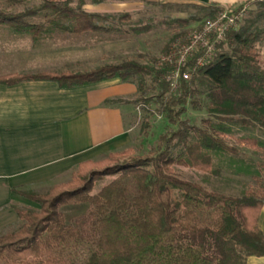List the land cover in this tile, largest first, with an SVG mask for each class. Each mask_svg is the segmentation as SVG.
<instances>
[{
	"label": "trees",
	"instance_id": "obj_1",
	"mask_svg": "<svg viewBox=\"0 0 264 264\" xmlns=\"http://www.w3.org/2000/svg\"><path fill=\"white\" fill-rule=\"evenodd\" d=\"M32 1L39 3L29 5ZM88 3L0 0V25L15 26L34 40L52 29L72 35L119 37L154 29L143 22L124 29L133 21L132 15L88 13ZM252 5L257 7L249 13L254 20L229 33L227 41L202 65L197 64L198 55L190 60L182 73L192 70V79L181 78L175 91L167 81L172 67L158 59L143 62L132 58L84 72L0 77L1 85L49 81L62 89L120 79L138 89L137 97L126 103L142 105L147 114L143 134H148L155 116L169 125L158 137L154 152L143 156H135L132 149L112 153L79 164L68 182L45 193L15 191L39 209L16 208L20 226L14 232L0 233V264H246L250 257H264V235L258 226L264 176L254 177L257 185L243 195L231 196L184 180L174 171L180 166L215 175L212 152L239 155V149L227 140L231 126L264 129V67L257 50L264 42V29L258 25L264 22V1L240 7ZM222 10L202 12L211 19ZM199 20L175 19L162 25L185 28ZM202 96L210 101V118L197 126L184 116L189 105L201 110ZM239 142L264 153L257 139ZM125 156L130 159L124 160ZM260 168L264 170V163ZM106 177L113 179L103 189L106 205H99L93 191ZM77 204H88L90 209L85 227L75 231L61 208Z\"/></svg>",
	"mask_w": 264,
	"mask_h": 264
},
{
	"label": "crops",
	"instance_id": "obj_2",
	"mask_svg": "<svg viewBox=\"0 0 264 264\" xmlns=\"http://www.w3.org/2000/svg\"><path fill=\"white\" fill-rule=\"evenodd\" d=\"M89 0L92 14H130L138 2H154L170 12L176 3L198 10L238 8L254 0ZM134 13V12H132ZM132 15V14H130ZM169 15V14H168ZM167 16V15H166ZM205 18V19H204ZM112 35H72L56 29L37 40L15 26L0 25V77L11 74L84 72L126 60L113 56ZM116 42V43H115ZM126 54V53H125ZM135 85L120 79L62 89L58 83L29 81L0 84V233L15 226L16 208L39 206L15 191L47 192L59 180L72 176L79 164L129 150L133 144L132 120L137 108ZM264 235V204L258 220ZM246 264H264L250 257Z\"/></svg>",
	"mask_w": 264,
	"mask_h": 264
},
{
	"label": "rangeland",
	"instance_id": "obj_3",
	"mask_svg": "<svg viewBox=\"0 0 264 264\" xmlns=\"http://www.w3.org/2000/svg\"><path fill=\"white\" fill-rule=\"evenodd\" d=\"M38 3L39 1H32L28 4L34 5ZM138 4V8L131 10L130 13L132 14L133 21L130 25H126L124 29H129L132 26L137 25L139 22L150 24L154 29L148 34L121 37V40H118V46L113 45V56L118 57L120 55H125L127 57L126 60L133 58L141 59L143 62H150L154 59L160 61V59L168 52L169 47L173 42L183 38L192 28L198 26L192 25L190 27L181 28L178 25H162L163 21L172 22L175 19H187L200 15L198 10L188 7L185 3H176L174 7H170V12L168 13L165 10H162V8L154 6V2L143 1L138 2ZM256 8L255 5L249 7L248 15L244 18L242 24L249 25V22L254 20L253 15H250L249 13L256 10ZM99 15L103 16L109 14L103 13ZM262 23L258 25L260 26L259 28L264 29V22ZM256 27L257 26H254V28ZM112 37L119 38L117 35H112ZM166 50L167 52L165 53ZM257 50L260 53V60L264 67V42L257 45ZM200 101L202 104L201 110H194L193 107L189 105L188 112L184 116V119L190 120L197 126H202V121L210 118L208 113V107L210 105L209 99L206 96H202L200 97ZM136 108L137 115L132 120V123L134 124L133 144L129 149L134 151L135 156H143L156 150L158 137L167 131L169 125L163 117L155 116L151 119L148 134H143L142 127L147 114L143 111L142 105L136 106ZM151 108L152 110H155L156 105L152 104ZM214 122L217 123L215 119ZM231 127L232 132L227 137V140L230 145L239 149V155L212 152L211 155L214 166L217 170L215 175H209L201 171L175 166L174 171L176 175L184 180L197 182L209 190L218 191L231 196H241L246 190L255 187L257 184L254 181V177L260 175L264 176V170H261L260 168V164L264 163V153L250 147L249 145H242L239 141L244 138H254L259 140L261 146L264 147V129L258 126L242 128L239 125H233ZM107 156L108 155L89 161H99ZM123 159H130V157L125 156ZM76 169L71 173L72 175ZM71 177L72 176L70 175L66 178L60 179L58 183H66ZM112 179L113 178L111 177H106L96 185L93 195L96 197V203L99 205H106L102 196L103 189L112 181ZM23 209H38V207ZM89 209L90 205L88 204H77L61 208V213L66 218L68 225H70L73 230L77 231L82 230L85 227L88 221ZM19 226L20 223L16 224L11 227L8 232L16 231Z\"/></svg>",
	"mask_w": 264,
	"mask_h": 264
},
{
	"label": "built area",
	"instance_id": "obj_4",
	"mask_svg": "<svg viewBox=\"0 0 264 264\" xmlns=\"http://www.w3.org/2000/svg\"><path fill=\"white\" fill-rule=\"evenodd\" d=\"M264 0H254L262 2ZM248 7L225 8L217 16L205 20L192 28L183 38L173 42L168 52L160 59V64L170 65L172 70L167 77L171 91L177 89L178 81L192 79V70L183 71L186 64L198 55L197 64L202 65L211 59L228 39L231 32L240 30Z\"/></svg>",
	"mask_w": 264,
	"mask_h": 264
}]
</instances>
